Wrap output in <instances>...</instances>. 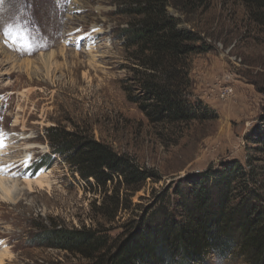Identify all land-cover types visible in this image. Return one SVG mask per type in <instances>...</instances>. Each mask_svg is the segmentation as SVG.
I'll list each match as a JSON object with an SVG mask.
<instances>
[{
	"label": "rangeland",
	"instance_id": "obj_1",
	"mask_svg": "<svg viewBox=\"0 0 264 264\" xmlns=\"http://www.w3.org/2000/svg\"><path fill=\"white\" fill-rule=\"evenodd\" d=\"M135 1L140 0H0V150L3 143L10 147L0 153V168L13 162L7 173L15 172L25 187L16 201L0 194L2 264H84L82 256L34 236L53 224L85 227L113 246L136 229L146 207L172 206L173 187H183L187 177L233 159L262 171L263 145L247 138L257 129L264 134L263 6L254 0L249 6L242 0H169L179 4H170L169 14L204 49L189 59V100L211 116L159 122L144 108L150 101L127 47V29L140 20ZM226 87L233 92L222 97ZM52 127L104 143L152 177L127 196L120 186L127 208L110 221L100 205L112 207L108 197L118 183H109L105 193L55 154ZM25 154L32 157L27 163ZM43 158L45 165L37 166ZM245 187L257 189L264 200V174L241 178L234 194ZM176 197L181 201L183 194ZM240 234L231 227V251L207 253L205 264H255L254 254L240 247Z\"/></svg>",
	"mask_w": 264,
	"mask_h": 264
},
{
	"label": "trees",
	"instance_id": "obj_2",
	"mask_svg": "<svg viewBox=\"0 0 264 264\" xmlns=\"http://www.w3.org/2000/svg\"><path fill=\"white\" fill-rule=\"evenodd\" d=\"M242 1L247 6L253 2ZM135 2L133 13L140 20L133 29H127L131 37L127 47L133 50L131 57L138 65L135 74L145 90L144 99L150 101L144 108L159 122L168 118L174 122L210 118L207 107L189 100L192 88L189 59L204 49L197 45L198 37L179 28V19L169 14L168 6L177 7L178 2ZM254 2L264 8V0ZM253 131V137L247 139L264 148L263 131ZM48 137L55 154L64 155L85 179H95L101 191L106 193L109 183L115 186L118 183L114 195L108 197L112 199V207L106 209V201L100 205L101 213L110 221L120 209L127 208L120 186L127 196L152 177L127 155L88 136L52 127ZM45 162L43 158L37 166ZM259 167L262 171L248 169L233 159L187 177L185 187H173L172 206L155 202L146 207L147 212L140 216L136 229L113 242V246L94 229H68L56 224L45 227L34 239L78 254L85 259L84 264H205L207 253L226 255L231 251L235 244L229 236L231 227H235L241 232L240 247L254 254L255 264H263L264 200H260L255 188L245 187L239 196L234 194L241 178L247 182L264 174V164ZM178 193L183 194L181 201L176 197ZM234 198L238 199L235 204Z\"/></svg>",
	"mask_w": 264,
	"mask_h": 264
},
{
	"label": "bare ground",
	"instance_id": "obj_3",
	"mask_svg": "<svg viewBox=\"0 0 264 264\" xmlns=\"http://www.w3.org/2000/svg\"><path fill=\"white\" fill-rule=\"evenodd\" d=\"M0 45H2V44H0ZM91 48L92 47H90V49ZM42 57L45 58V55H43ZM78 59H79V57H78ZM8 148H10V147L7 146L6 143H3L2 144V149L0 150V153L8 152V150H10ZM31 158H32L31 154H25V157L23 158V160H24L23 163H27ZM10 163L12 165L13 162H10ZM5 165H9V167H7ZM5 165H2V167L0 168L1 169V174H0V194L2 195V198H4L5 200L16 201L23 195L24 192H22V191H23V189L25 187L24 186L20 187L21 186L20 185V179L16 176L17 174L15 172L7 173L13 167H11V165L9 163H6ZM27 183L29 184V183H32V182L30 180H28ZM36 183L40 184V185L44 184L43 177H37L36 178ZM2 262H3V256L0 257V264H2Z\"/></svg>",
	"mask_w": 264,
	"mask_h": 264
},
{
	"label": "built area",
	"instance_id": "obj_4",
	"mask_svg": "<svg viewBox=\"0 0 264 264\" xmlns=\"http://www.w3.org/2000/svg\"><path fill=\"white\" fill-rule=\"evenodd\" d=\"M229 90H231V91H229ZM233 91H232V88H228V87H226L224 90H223V92L221 93V96L222 97H226L227 95H229V94H231Z\"/></svg>",
	"mask_w": 264,
	"mask_h": 264
}]
</instances>
